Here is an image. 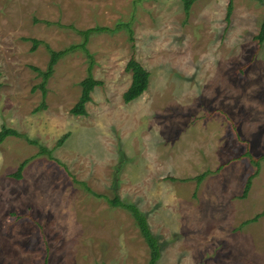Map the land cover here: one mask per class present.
<instances>
[{
    "label": "rangeland",
    "instance_id": "obj_1",
    "mask_svg": "<svg viewBox=\"0 0 264 264\" xmlns=\"http://www.w3.org/2000/svg\"><path fill=\"white\" fill-rule=\"evenodd\" d=\"M229 2L199 0L187 15L184 0H0V132L23 136L0 146V264H149L115 195L148 215L159 264H264V160L242 198L256 171L245 154L264 156V0H233L228 20ZM97 28L107 31L87 48L103 86L77 117L86 53L59 61L46 97L35 68L47 70L48 47L81 45ZM128 28L151 74L129 104Z\"/></svg>",
    "mask_w": 264,
    "mask_h": 264
},
{
    "label": "trees",
    "instance_id": "obj_2",
    "mask_svg": "<svg viewBox=\"0 0 264 264\" xmlns=\"http://www.w3.org/2000/svg\"><path fill=\"white\" fill-rule=\"evenodd\" d=\"M199 0H184L185 3V11L187 15H190L191 9L193 5ZM233 12V0H230L229 6H228V14H227V19L229 20ZM107 31V29H102V28H97V29H91L85 32H80L84 35L85 41L81 45L77 46H72L68 50L61 51V52H56L52 51L49 47L48 49L50 50L51 53V58L50 62L48 65V68L46 71H42L40 69L35 68V70L39 73V75L43 78V82L41 84V89L43 91L44 97H46V86L49 82V80L52 78V76L55 73V67L59 63L61 59H63L65 56H67L69 53L76 51L78 49L83 50L86 55L90 59V66L88 68V77L81 83L82 86V95L80 97V100L78 103L75 105V107L72 109V114L77 117H86L88 116V111H87V106L89 103L92 102V94L96 90L97 87L103 86V82L98 81L95 79L93 75L94 71V61H93V55L90 53V51L87 48L88 40L89 37L92 33L95 32H104ZM128 32L130 34V40L132 41V56L128 62V65L126 67V70L128 72L132 73V83L127 92L124 94V101L129 104L132 103L138 99H140L149 89L150 86V79H151V74L150 72L142 65V63L137 59V51H136V45L134 43L135 39L133 36V31L128 28ZM257 42L259 43L260 46L264 45V19L261 25V29L259 34L256 37ZM34 42V50L37 49V47L41 44L40 41L33 40ZM2 74L0 73V89L2 88ZM43 107H45V104H43ZM10 137H16V138H23V136L18 133L17 131L13 129H8V128H3L2 131L0 132V146ZM68 138V135H65L59 144H62L65 142V140ZM31 144L39 146V144L36 141H30L28 140ZM39 155H46L48 156L52 161L56 162L59 166L63 167L68 175L72 178L73 182L75 184L80 185L86 191L90 194H93L96 197H100V195L96 194L95 192L92 191V189L84 182H79L76 180V178L71 175L69 172V169L67 166L59 162L54 156H53V151L49 150L43 146H40V152ZM245 157H248L251 161V163L255 166L256 171L253 175H251L246 183L244 193L242 195V198H247L252 187H253V181L258 177L261 171V161L264 160V156L260 158H256L253 156L250 152H247L245 154ZM29 163L28 160L23 162L17 174H14L13 177L20 179L22 177V173ZM210 172H206L203 175L199 176L196 178V180L201 183L208 175ZM108 203L110 204L111 207L113 208H121L125 211H127L132 218L135 221L136 226L138 227L141 236L147 243L149 250H150V261L149 264H159L161 258H162V246L160 243L159 238L153 233L152 228L149 223L148 215L144 213L139 206L135 204H128L125 203L118 195H115L113 199L107 198ZM260 217L262 215H259L255 217L252 220L247 221L245 224H251L258 222ZM45 264H48V261L45 262Z\"/></svg>",
    "mask_w": 264,
    "mask_h": 264
}]
</instances>
